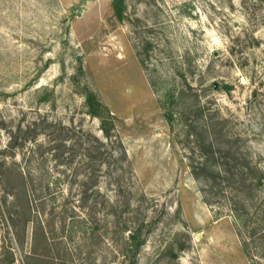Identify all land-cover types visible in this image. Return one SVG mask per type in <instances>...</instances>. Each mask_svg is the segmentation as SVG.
<instances>
[{"label": "rangeland", "instance_id": "374dc122", "mask_svg": "<svg viewBox=\"0 0 264 264\" xmlns=\"http://www.w3.org/2000/svg\"><path fill=\"white\" fill-rule=\"evenodd\" d=\"M209 143L264 169V0H0V264H264Z\"/></svg>", "mask_w": 264, "mask_h": 264}, {"label": "trees", "instance_id": "16d2710c", "mask_svg": "<svg viewBox=\"0 0 264 264\" xmlns=\"http://www.w3.org/2000/svg\"><path fill=\"white\" fill-rule=\"evenodd\" d=\"M111 10L116 20L123 21L126 14V0H111ZM73 80L76 81L77 78L73 77ZM81 92L89 114L100 120L102 133L105 137H109L107 123L109 119L112 120L111 113L97 95L87 87H83ZM94 140L100 146L104 145L98 139L94 138ZM208 148L202 152L203 161L192 167L191 172L194 177L197 179L203 177L205 180L211 181L214 186H216L218 179L232 190H237L236 193L243 192L248 197L251 196L252 191L262 193L260 203L258 205L257 203L253 204V207L251 206L249 209H247L248 201L246 199H240L237 196L232 197V210L239 220L241 233H245L243 244L246 246L247 242L252 241L258 248L261 247L262 251L259 253V258L264 260V169L248 163V159L238 151L228 152L214 149L212 143H209ZM97 156H102V153L97 154ZM228 159L229 161H227ZM219 163L222 164L221 167ZM125 229L129 231L122 250L126 259L120 264H137L138 254L145 242L143 225L125 226ZM33 254L35 253L33 252ZM8 261L13 262L12 258Z\"/></svg>", "mask_w": 264, "mask_h": 264}]
</instances>
